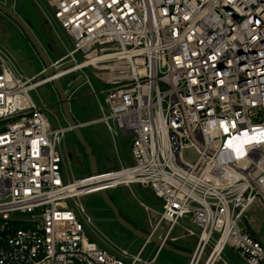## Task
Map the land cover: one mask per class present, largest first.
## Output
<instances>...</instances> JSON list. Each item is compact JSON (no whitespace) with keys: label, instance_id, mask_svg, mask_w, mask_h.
Here are the masks:
<instances>
[{"label":"built area","instance_id":"1","mask_svg":"<svg viewBox=\"0 0 264 264\" xmlns=\"http://www.w3.org/2000/svg\"><path fill=\"white\" fill-rule=\"evenodd\" d=\"M46 1L74 46L51 62L55 76L17 71L0 43V264H156L162 246L148 255L147 240L135 254H113L80 221L73 205L89 191H75L108 182L107 193L138 185L159 200L149 234L162 230L166 243L189 220V264H218L226 249L264 264V244L241 226L264 201V0ZM77 54L110 58L87 67L120 70L105 89L111 114L99 121L132 136L133 162L67 182L66 130L52 127L30 92L87 68L72 71Z\"/></svg>","mask_w":264,"mask_h":264},{"label":"rangeland","instance_id":"2","mask_svg":"<svg viewBox=\"0 0 264 264\" xmlns=\"http://www.w3.org/2000/svg\"><path fill=\"white\" fill-rule=\"evenodd\" d=\"M9 2L10 0H0V4L6 7L9 6ZM12 9L31 30L51 62L59 60L73 49L72 38L59 27L54 19L53 10L46 0H12ZM0 17L6 20L8 25L4 30L5 37L1 43L4 44L6 41L14 50L22 49L25 52V57L34 62L33 72L37 74L42 69V65L35 55L32 45L24 38L17 24L1 14ZM75 58L78 63L84 60L79 54L75 55ZM65 67H67L66 63L61 65L59 69ZM102 67L104 65H99L97 68L87 67L59 80L65 93L69 94V109L78 123L95 121L111 114L106 102L105 89L108 87L107 81L111 75L120 76V70L111 73L108 69H101ZM120 68L124 69L123 66ZM30 96L40 107H49L57 102V95L52 83L31 91ZM44 113L53 128L56 129L66 124L59 113L52 114L49 108ZM108 124L116 128L117 134L108 129L107 123L103 121L88 123L80 128L82 136L93 150L98 173L132 165L130 155L132 136H126L118 130L114 121L108 120ZM69 138L68 145L62 147L63 173L66 181L72 182L90 177L92 175L91 166L84 148L74 133H70ZM183 156L185 160L191 163L197 159L193 150H186ZM108 196L125 220L145 231H149L158 219V214L161 213L159 200L150 191L138 185L118 186L108 191ZM76 203L87 210V214L94 220V223L93 225L87 224L78 205L75 204L73 205L74 210L80 221L94 241L108 252L117 254L119 248H128L133 240H136V236L132 232L115 220L100 193L84 196L76 200ZM146 207L149 208V211ZM241 226H247L264 244V201L259 200L249 209ZM186 227L192 230L194 235L197 234L194 227ZM196 241V237L190 236L181 240L182 243L190 247L188 252H183L187 254L192 252ZM143 243L144 240L137 239V244L131 247V253H137ZM155 247L154 244H150L145 250L149 252ZM189 260L190 258L187 256L164 250L157 257L156 264H189ZM224 262L226 264H245L230 249H226L222 253L218 264H224Z\"/></svg>","mask_w":264,"mask_h":264},{"label":"water","instance_id":"3","mask_svg":"<svg viewBox=\"0 0 264 264\" xmlns=\"http://www.w3.org/2000/svg\"><path fill=\"white\" fill-rule=\"evenodd\" d=\"M0 13L6 15L13 22H15L17 24V26L19 27V29L21 30V32H23V34L26 36L27 40L32 45V47L34 48L35 55L38 57V60L43 67L41 72L43 70H45V73L48 77L55 76L56 71L52 68V63L48 59V57L46 56L41 45L39 44V42L37 41V39L35 38V36L31 32V30L26 26V24L20 19V17L17 14L14 13V11L12 9V0H10L9 6H7V7L0 4ZM0 40H1V38H0ZM3 46L6 48L7 52L11 56H13V59L15 60V62H17L19 64L21 70L26 75L32 77V76H35V75H38L41 73V72H38L37 74H35L33 72V70H31V67H34V62H31L30 64H27L26 62L21 63V58H19V56H17V54L10 48V46L7 43H4ZM52 85H53L54 91L57 95V102L55 103V105L59 106V108L63 110L64 116H65V121L68 125V128H70L73 131L77 140L80 142V144L82 145V147L84 148V150L86 152V155H87L89 162H90L92 175L97 176L98 172H97V168L95 166L93 150L91 149V147L88 144V142L86 141V139L82 136L81 131H80V128L84 125L76 122V120L73 118V116L70 112L69 94L65 93V91L63 90V88H62V86L58 80H56V79L53 80ZM100 194H101L103 200L105 201L107 207L113 213L115 220L117 222H119L120 224H122L127 230L132 232V234L137 236L139 239H142L145 241L149 240L155 246H157V247L162 246L164 249L169 250L170 252H173L175 254L187 256L190 259L193 257L192 253H188V254L184 253L183 251L178 250V249L172 247L170 244L164 242V240L162 238H160L162 230H160V232L157 235H151L149 233H144V232L138 230L137 228H135L132 224L127 222V220H125L122 217L121 213L116 208V206L112 203V201L110 200V198L108 196V193L105 190H102L100 192ZM207 261H208L207 258L203 259V264H206Z\"/></svg>","mask_w":264,"mask_h":264},{"label":"crops","instance_id":"4","mask_svg":"<svg viewBox=\"0 0 264 264\" xmlns=\"http://www.w3.org/2000/svg\"><path fill=\"white\" fill-rule=\"evenodd\" d=\"M38 42H39V41H38ZM39 44H40V43H39ZM15 66H16V64H15ZM16 69H17V71L21 72V70H19V68H16ZM99 120H100V119L95 120V121L86 122V123H80V124L86 125V124H88V123H92V122H99ZM126 136H127V135H126ZM130 155H131V150H130ZM131 158H132V156H131ZM132 162H133V161H132ZM127 222H129V223L132 224L135 228H137V227H136L133 223H131L130 221H127ZM181 224H182L181 226L178 225V226L175 228V230L173 231L172 235H171L170 238H169L168 244H170V245H171L172 247H174V248H176V246H179V247L181 248V249H180L181 251H187V252H188V249H189L190 247H189V246H186L185 243H182L181 240H183L186 236H190V235L187 234V231H186V230H190V229L187 228L186 226H191V224H190L189 220H184ZM183 225H185V226H183ZM137 229L140 230V231H142V232H144V233H149V232L151 231L152 227H150L149 231H145V230L140 229V228H137ZM133 235H134V234H133ZM134 237H135V236H134ZM190 237H196V235H193V236H190ZM135 239H136V240H133V242L131 243L130 246H135V245L137 244V239H139V238L136 236ZM139 240H142V239H139ZM196 240H197V238H196ZM144 244H145V240H144L143 245H144ZM150 244H152V243H150ZM150 244H148L146 247H148ZM196 244H197V241H196ZM143 245H142V246H143ZM142 246H141V247H142ZM195 248H196V245L194 246L192 252H190V253H193V251L195 250ZM155 249H156V247H155ZM155 249H153L152 251H154ZM176 249H177V248H176ZM164 250H166V249H163L161 252H163ZM178 250H179V249H178ZM152 251L147 252V254H148V255L151 254ZM166 251L170 252L169 250H166ZM171 253H173V252H171ZM189 261H190V260H189Z\"/></svg>","mask_w":264,"mask_h":264},{"label":"flooded vegetation","instance_id":"5","mask_svg":"<svg viewBox=\"0 0 264 264\" xmlns=\"http://www.w3.org/2000/svg\"><path fill=\"white\" fill-rule=\"evenodd\" d=\"M1 14V13H0ZM3 17H5V18H7V19H9L10 21H12L10 18H8L6 15H4V14H1ZM15 23V22H14ZM16 24V23H15ZM8 25H7V22H6V20H4L3 18H1L0 17V38H1V40L5 37V32H4V30H5V28L7 27ZM22 34H23V32H22ZM23 36H24V38L27 40V38H26V36L23 34ZM1 40H0V43H1ZM27 42H29L28 40H27ZM4 43H7L6 41L4 42ZM2 44V46H3V43H1ZM4 47V46H3ZM11 48V47H10ZM33 48V47H32ZM4 49L6 50V48L4 47ZM16 54H17V56H19V58H21V63L23 62H26L27 64H30L32 61L30 60V59H28V57L26 58L25 57V52L22 50V49H20V50H14L13 48H11ZM34 49V48H33ZM7 51V50H6ZM34 52H35V50H34ZM11 56V55H10ZM11 58H12V60L14 61V63L16 64V66L19 68V69H21L20 68V66H19V64L17 63V62H15V60L13 59V56H11ZM42 69H43V67H42ZM41 69V70H42ZM31 70H33V67H31ZM41 70L39 71V72H41ZM49 110H50V112L52 113V114H55V113H59L62 117H63V120L65 121V116H64V113H63V110L62 109H60L59 108V106H57V105H55V103L54 104H51L49 107ZM66 122V121H65ZM63 129H65L66 131V133H65V136H64V141H63V144H64V146L65 145H68V143H69V140H70V138H69V134L70 133H73V131L72 130H67L68 129V125H67V123L64 125V126H61Z\"/></svg>","mask_w":264,"mask_h":264},{"label":"bare ground","instance_id":"6","mask_svg":"<svg viewBox=\"0 0 264 264\" xmlns=\"http://www.w3.org/2000/svg\"><path fill=\"white\" fill-rule=\"evenodd\" d=\"M108 59H110V58L109 57H105V56L104 57H95L93 55V56H90L85 62L78 64L75 67V69H73L72 71L80 70V69H82L84 67H87V66H95L96 64H98L97 62L106 61ZM102 69H108L109 70V67H103ZM72 71H70V72H72ZM64 75H65V73L62 74V76H64ZM113 176H119V175H113ZM80 184L81 183H78V185H80ZM110 184H111V182H108V183H103L101 185L94 186V187L93 186L89 187V185H80V186H83L84 189L77 190L75 192L78 193L79 191H86V190H88L89 192L87 194L90 195L91 193L94 192L93 189H95V188L96 189L97 188H100L101 190L109 189L110 188ZM78 185H76V186H78ZM76 188H80V187H76ZM218 250L215 252V256H217Z\"/></svg>","mask_w":264,"mask_h":264},{"label":"snow or ice","instance_id":"7","mask_svg":"<svg viewBox=\"0 0 264 264\" xmlns=\"http://www.w3.org/2000/svg\"><path fill=\"white\" fill-rule=\"evenodd\" d=\"M224 130H225V132H227V131H228V129H227V128H225ZM245 135H247V134L245 133Z\"/></svg>","mask_w":264,"mask_h":264},{"label":"trees","instance_id":"8","mask_svg":"<svg viewBox=\"0 0 264 264\" xmlns=\"http://www.w3.org/2000/svg\"><path fill=\"white\" fill-rule=\"evenodd\" d=\"M176 248L179 249V250L181 249L179 246H176Z\"/></svg>","mask_w":264,"mask_h":264}]
</instances>
